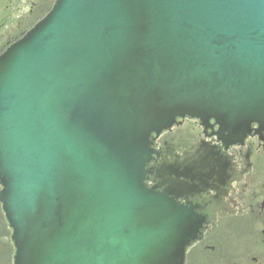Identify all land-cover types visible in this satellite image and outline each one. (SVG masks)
<instances>
[{
    "label": "water",
    "instance_id": "95a60500",
    "mask_svg": "<svg viewBox=\"0 0 264 264\" xmlns=\"http://www.w3.org/2000/svg\"><path fill=\"white\" fill-rule=\"evenodd\" d=\"M186 116L264 128V0H55L0 55L13 264H183L194 176L149 165Z\"/></svg>",
    "mask_w": 264,
    "mask_h": 264
},
{
    "label": "flooded vegetation",
    "instance_id": "af4514ba",
    "mask_svg": "<svg viewBox=\"0 0 264 264\" xmlns=\"http://www.w3.org/2000/svg\"><path fill=\"white\" fill-rule=\"evenodd\" d=\"M54 2L0 0V55ZM217 130L214 120L203 125L186 116L152 140L156 154L150 167L175 168L188 183L194 176L185 198L177 201L191 205L203 222L183 264H264V128L252 123L242 140L231 143ZM187 166L190 172L182 173ZM147 182L152 183L151 176ZM14 255L12 228L0 201V264H13Z\"/></svg>",
    "mask_w": 264,
    "mask_h": 264
}]
</instances>
